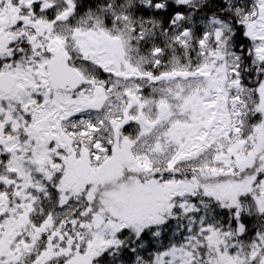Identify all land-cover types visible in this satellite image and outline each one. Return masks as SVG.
I'll list each match as a JSON object with an SVG mask.
<instances>
[{
    "label": "snow or ice",
    "instance_id": "obj_1",
    "mask_svg": "<svg viewBox=\"0 0 264 264\" xmlns=\"http://www.w3.org/2000/svg\"><path fill=\"white\" fill-rule=\"evenodd\" d=\"M0 264H264V0H0Z\"/></svg>",
    "mask_w": 264,
    "mask_h": 264
}]
</instances>
